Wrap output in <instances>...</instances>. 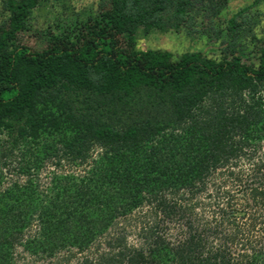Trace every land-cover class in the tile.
I'll return each instance as SVG.
<instances>
[{"label": "trees", "instance_id": "1", "mask_svg": "<svg viewBox=\"0 0 264 264\" xmlns=\"http://www.w3.org/2000/svg\"><path fill=\"white\" fill-rule=\"evenodd\" d=\"M50 1H0V264H264V47L257 67L238 50L264 0L224 25L228 0H100L37 41ZM140 29L226 35V54L175 60ZM95 148L86 176L40 189L32 171ZM16 153L25 181L6 186Z\"/></svg>", "mask_w": 264, "mask_h": 264}, {"label": "rangeland", "instance_id": "2", "mask_svg": "<svg viewBox=\"0 0 264 264\" xmlns=\"http://www.w3.org/2000/svg\"><path fill=\"white\" fill-rule=\"evenodd\" d=\"M1 1V0H0ZM100 0H52L50 2H42L34 11V16L29 25L36 34L37 41H46L51 34H75L76 26L85 21L87 18L94 16L97 3ZM255 0H228L227 8L220 15V23L229 19L240 9L252 5ZM255 27L252 33L241 35L239 53L244 62L253 67L259 64L260 50L264 47V1H261L251 10ZM7 22V16L2 10L0 4V24ZM221 25H224L223 23ZM137 45L139 49L146 48H166L174 53V59L178 60L180 55L188 50L200 51L208 57L221 58L225 56L227 48V36L218 42H213L209 38V34L196 35L182 31L180 33H170L166 36L147 37L143 30L137 32ZM22 150V149H21ZM99 150L95 148L89 154V158L85 163L80 161L73 162L67 158H63L61 166H56V161H48L40 169L39 172L32 171L33 177L38 181L40 189L46 192L50 178L54 173L72 174L77 177H84L91 169L94 159L97 157ZM24 160L20 154L16 153L15 157L8 162V167L3 170V181L7 186L13 182H23L25 177L20 173ZM146 210V209H144ZM141 215V214H140ZM136 218L139 216L137 213ZM129 235L128 242L136 243L137 238L134 230Z\"/></svg>", "mask_w": 264, "mask_h": 264}]
</instances>
